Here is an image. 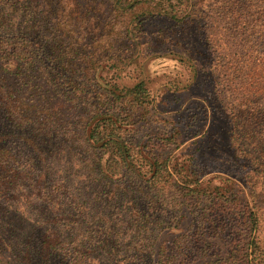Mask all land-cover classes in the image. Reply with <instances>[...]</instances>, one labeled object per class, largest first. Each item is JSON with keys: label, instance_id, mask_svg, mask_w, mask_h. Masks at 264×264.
I'll use <instances>...</instances> for the list:
<instances>
[{"label": "trees", "instance_id": "1", "mask_svg": "<svg viewBox=\"0 0 264 264\" xmlns=\"http://www.w3.org/2000/svg\"><path fill=\"white\" fill-rule=\"evenodd\" d=\"M230 2L0 0V109L58 141L0 149V264H264V0ZM168 56L192 72L171 100L118 84ZM169 102L170 135L135 141Z\"/></svg>", "mask_w": 264, "mask_h": 264}, {"label": "rangeland", "instance_id": "2", "mask_svg": "<svg viewBox=\"0 0 264 264\" xmlns=\"http://www.w3.org/2000/svg\"><path fill=\"white\" fill-rule=\"evenodd\" d=\"M220 1L223 5L227 2L228 4H231L230 0ZM139 67L142 69H140ZM139 67H137L136 69L132 67L123 71L119 76L121 78L117 82L122 87H131L138 80L144 79V81L146 82V87L149 89L150 95H154L156 97V104L162 100L169 101L172 99L169 94L164 93L168 89V87L176 86L181 88L186 85L189 82L190 77H192V72H190L189 67L172 56L148 59L141 62ZM179 96L182 98H186L188 95L182 93L179 94ZM213 99L214 97L212 98V101H214ZM198 101L200 102V104L203 103L201 99H199ZM169 103L170 104H162V106L160 105L159 109L157 110L159 117H161L163 120H161L160 122L154 121L152 123H149L148 125L143 126L140 132L138 131L137 135H135V141H139L143 135L147 134H161L166 136L170 135L172 127L169 121H171V119L181 118V110L178 108V104H172V102ZM193 110H195V113L197 111V113H200L201 111L197 107H193ZM193 113L194 112L191 111L190 115H192ZM200 119L201 118L199 117V120L196 121V123L193 124L192 127L186 130L182 139L201 132L203 121ZM262 134L264 136V133ZM57 142V140H48V143L44 142V144H41L40 141L37 138H34L27 129H21L14 126V124L6 118L3 110L0 109V149H9L10 151L14 152V154H16L19 158L21 157L22 161L26 162L29 158L34 159L36 157V147H39L40 150H47L51 149L53 146H56ZM186 144L187 143L180 146V149L185 148ZM240 149H242V151H250L244 144L240 145ZM214 177H216L214 174L209 175L208 177H206L205 182H207L208 180H213L209 185L210 187H213L214 185L220 186V179H212ZM62 204L68 212L71 206L70 200H68L67 198H62ZM138 205L142 210H146V202L143 199L138 200ZM18 208H20V206H18ZM32 209L39 215L41 214L47 217H54V214L50 215L48 213L50 212V210L43 206H33ZM173 216L174 213L166 212L165 214H156L154 218H161V220H163L164 222L170 223L172 222ZM185 225H187V221L184 222L183 227H185ZM258 236L261 246L264 248V219H262L260 222ZM39 240H37V242ZM35 245L36 242L34 243V246ZM34 259L36 264H44L39 256L34 255ZM67 263L68 262H64L63 264ZM140 264H148V261H143Z\"/></svg>", "mask_w": 264, "mask_h": 264}]
</instances>
